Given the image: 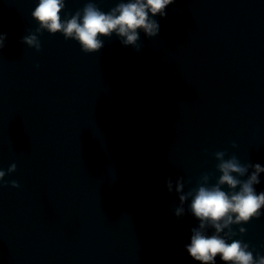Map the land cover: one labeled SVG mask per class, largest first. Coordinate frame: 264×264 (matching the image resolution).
Here are the masks:
<instances>
[{
  "label": "water",
  "instance_id": "obj_1",
  "mask_svg": "<svg viewBox=\"0 0 264 264\" xmlns=\"http://www.w3.org/2000/svg\"><path fill=\"white\" fill-rule=\"evenodd\" d=\"M87 2L66 0L63 18ZM37 3L0 0V264H200L185 247L200 222L179 196L204 173L217 182V151L264 166V0H174L139 50L113 34L91 54L37 32ZM230 227L229 243L264 255V215Z\"/></svg>",
  "mask_w": 264,
  "mask_h": 264
},
{
  "label": "clouds",
  "instance_id": "obj_2",
  "mask_svg": "<svg viewBox=\"0 0 264 264\" xmlns=\"http://www.w3.org/2000/svg\"><path fill=\"white\" fill-rule=\"evenodd\" d=\"M173 3L174 0H120L115 7L105 12L89 0L82 9L74 14L68 13L67 18H63L66 0H38L31 15L40 25L37 32L46 28L52 35L60 33L66 40L77 41L86 54L98 52L104 46L102 37L110 38L113 34L120 38L123 45L134 46L139 50L140 32L143 31L149 38L156 37L160 25L154 17H166V9ZM6 41L7 34H0V49L6 46ZM21 42L39 50V41L35 35L24 36ZM232 147H237L235 142ZM226 154L224 151L213 153L220 161L216 168L222 173L215 184H208L211 174L204 173L200 180L205 183H198V187L179 196L181 204L189 196L192 197L191 214L200 222L199 227L192 228L191 242L185 246L186 250L200 264H215L217 257L224 264H264V255L257 252L254 257L249 243L239 239H232L229 243L220 235L228 228L235 236L236 232L230 227L232 224H247L264 215V191L257 193L254 187L261 183L260 174L264 173V166L259 163L242 164L235 155L225 160ZM250 168L254 171L246 180L238 178L244 177ZM16 170L17 165L13 163L7 174ZM5 175L6 172L0 170V181H4ZM8 183L4 181L3 186H8ZM10 183L12 187L20 188L17 181ZM166 184L169 193H172L171 177L167 178ZM223 185H227L230 191L222 190ZM183 188L182 178H178L176 192L183 193ZM183 213V207H178L175 211L177 217ZM209 225L215 229L211 235L203 231ZM246 231L245 227L239 228L240 233Z\"/></svg>",
  "mask_w": 264,
  "mask_h": 264
}]
</instances>
